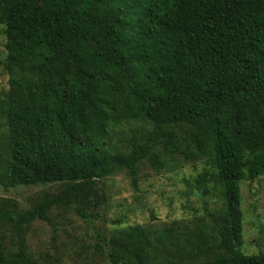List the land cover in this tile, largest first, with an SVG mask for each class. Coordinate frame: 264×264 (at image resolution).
<instances>
[{"label": "trees", "instance_id": "trees-1", "mask_svg": "<svg viewBox=\"0 0 264 264\" xmlns=\"http://www.w3.org/2000/svg\"><path fill=\"white\" fill-rule=\"evenodd\" d=\"M0 264H65L27 238L53 207L85 222L99 183L166 156L221 204L194 223L115 220L109 264H264L243 246L241 181L264 174V0H0Z\"/></svg>", "mask_w": 264, "mask_h": 264}, {"label": "rangeland", "instance_id": "rangeland-1", "mask_svg": "<svg viewBox=\"0 0 264 264\" xmlns=\"http://www.w3.org/2000/svg\"><path fill=\"white\" fill-rule=\"evenodd\" d=\"M1 50V45H0ZM6 86V77L0 74V88ZM166 166L155 168L144 162L138 172V185L134 188L131 179L117 172L99 183L106 200L97 210L93 221L85 222L72 206L53 207L50 210L52 225L46 221L32 222L27 234L31 249L36 253L48 252L59 257L65 264H109L101 255L98 237L107 233L115 220L126 223H167L184 219L194 223L206 219L217 211L221 204L216 191L203 194L191 180L201 170L202 164L179 163L165 157ZM243 210V246L247 254L264 251V174L253 180L241 181ZM54 190L50 185H18L4 188L0 185V197H9L20 208L31 205L38 196Z\"/></svg>", "mask_w": 264, "mask_h": 264}]
</instances>
